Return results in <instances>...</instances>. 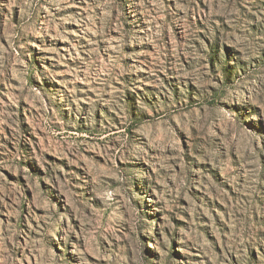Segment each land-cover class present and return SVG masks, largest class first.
<instances>
[{"label":"rangeland","instance_id":"rangeland-1","mask_svg":"<svg viewBox=\"0 0 264 264\" xmlns=\"http://www.w3.org/2000/svg\"><path fill=\"white\" fill-rule=\"evenodd\" d=\"M262 117L264 0H0V264H264Z\"/></svg>","mask_w":264,"mask_h":264},{"label":"clouds","instance_id":"clouds-1","mask_svg":"<svg viewBox=\"0 0 264 264\" xmlns=\"http://www.w3.org/2000/svg\"><path fill=\"white\" fill-rule=\"evenodd\" d=\"M247 58V55L246 57ZM221 59L223 62V54L221 53ZM221 79H223L221 77ZM251 85V87H250ZM251 91L255 92V82L249 81L246 77L241 81L237 82L235 85H225L217 90L216 95L214 96V107L213 111H222V109H218V105H226L227 107H233L236 105L242 106L245 102V92ZM206 109V114H207ZM264 118V117H262Z\"/></svg>","mask_w":264,"mask_h":264}]
</instances>
